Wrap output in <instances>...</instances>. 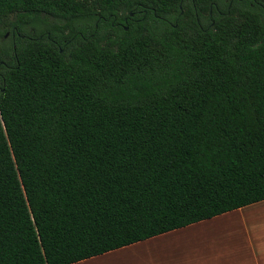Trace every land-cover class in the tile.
<instances>
[{"label": "trees", "instance_id": "trees-1", "mask_svg": "<svg viewBox=\"0 0 264 264\" xmlns=\"http://www.w3.org/2000/svg\"><path fill=\"white\" fill-rule=\"evenodd\" d=\"M40 15L49 39L24 29ZM13 30L0 264H74L264 201V0H0Z\"/></svg>", "mask_w": 264, "mask_h": 264}, {"label": "crops", "instance_id": "crops-1", "mask_svg": "<svg viewBox=\"0 0 264 264\" xmlns=\"http://www.w3.org/2000/svg\"><path fill=\"white\" fill-rule=\"evenodd\" d=\"M74 264H264V201Z\"/></svg>", "mask_w": 264, "mask_h": 264}, {"label": "rangeland", "instance_id": "rangeland-1", "mask_svg": "<svg viewBox=\"0 0 264 264\" xmlns=\"http://www.w3.org/2000/svg\"><path fill=\"white\" fill-rule=\"evenodd\" d=\"M52 21L53 20L51 18H49V16L40 15L38 18L28 20L27 24L24 26V29L26 32H32L34 34L35 33L39 34L42 31H44L47 26H48V28H50L53 25L59 24L58 20L56 22H54V24H52ZM11 43H12V40H11V34L10 33H8L6 38H0V48H6L7 46H11ZM254 208L255 207H253L252 210H254ZM248 211H250V210H248ZM244 214H246V213H244ZM260 215L258 214V216H260ZM250 218H253V216H251ZM231 233H232V228L228 229L227 231L226 230L217 231L213 235L219 236L221 234H229L231 236Z\"/></svg>", "mask_w": 264, "mask_h": 264}, {"label": "flooded vegetation", "instance_id": "flooded-vegetation-1", "mask_svg": "<svg viewBox=\"0 0 264 264\" xmlns=\"http://www.w3.org/2000/svg\"><path fill=\"white\" fill-rule=\"evenodd\" d=\"M43 16H44V15H43ZM49 18H51V19L53 20V21H52V24H54V22L57 21L55 18H53V17H51V16H49ZM126 24H127V21L125 20L124 23L122 24V26L120 27V28L123 29L124 31H128V26H127ZM94 27L96 28V25H95ZM47 29H49L48 26L46 27V29L44 30V32H45V34L47 35V38L49 39V38H50V36H49L50 34L48 33ZM15 32H16V31L13 30L12 33H10V34H12V36H14ZM8 33H9V32L6 33L5 38L7 37ZM30 33H31V34H34V33H32V32H30ZM79 36H80L81 39H84L83 34H79ZM66 44H67V41H66V40H63V46H66Z\"/></svg>", "mask_w": 264, "mask_h": 264}]
</instances>
